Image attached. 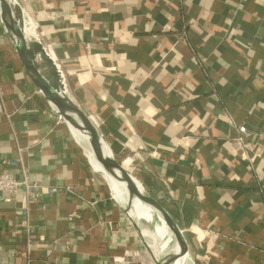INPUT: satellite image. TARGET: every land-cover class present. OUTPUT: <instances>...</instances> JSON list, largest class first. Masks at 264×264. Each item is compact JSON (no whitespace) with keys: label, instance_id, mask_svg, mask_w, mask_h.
<instances>
[{"label":"crops","instance_id":"crops-1","mask_svg":"<svg viewBox=\"0 0 264 264\" xmlns=\"http://www.w3.org/2000/svg\"><path fill=\"white\" fill-rule=\"evenodd\" d=\"M23 5L68 97L183 234V264H264V0ZM56 118L0 19V174L33 185L0 192V264H152L158 216L134 220L140 238Z\"/></svg>","mask_w":264,"mask_h":264},{"label":"water","instance_id":"water-1","mask_svg":"<svg viewBox=\"0 0 264 264\" xmlns=\"http://www.w3.org/2000/svg\"><path fill=\"white\" fill-rule=\"evenodd\" d=\"M0 19L10 35L17 57L32 84L47 100L52 110L62 117L66 125L72 126L83 136L87 148L92 152L103 171L123 187L125 193L124 211L129 221L133 224L137 235L140 238L142 237L139 231L137 232L136 224H134L136 216L133 213V201L136 199L159 216L171 232L175 241L176 251L173 255L165 257H161L154 249L152 250L143 240V237L141 238L152 264H175L179 260H184L187 247L183 234L164 209L137 185L131 175L116 161L110 147L98 133L92 121L82 108L68 97L58 66L46 52L44 62L53 71L52 79L50 80L43 76L39 70L37 45L34 39L35 37H41L45 46L46 42L26 12L23 0H16L13 4L6 0H0ZM104 146L109 149V154L104 152Z\"/></svg>","mask_w":264,"mask_h":264},{"label":"bare ground","instance_id":"bare-ground-1","mask_svg":"<svg viewBox=\"0 0 264 264\" xmlns=\"http://www.w3.org/2000/svg\"><path fill=\"white\" fill-rule=\"evenodd\" d=\"M6 1H8L11 4H13V3H15L16 0H6ZM34 40L37 42L36 45H38L37 46V61H38L39 70L41 71L43 76H45L46 78L51 80L52 77H53V73L50 72V71L48 72L45 69V67H44L45 62L42 60V58L43 59L45 58L46 46L44 45L43 39L41 37H39V38L35 37ZM68 127H69L71 133L73 134L75 140L77 142H79V143H81V144L86 146V143H85V140L83 139V136H81L72 126H68ZM85 148H86V154L88 155L87 158L89 159V162H90L93 170L102 174V176L104 177L105 181L108 183V185H109V187L111 189V193H112L114 199L122 202V204L124 205V203H125V193L123 191V187L120 186L115 180L112 179L111 176H109L108 174H106L103 171V169L101 168L99 163L94 158L92 152L89 151L87 146ZM103 149H104V152L106 154H109V149L106 146H104ZM133 213L136 216V219L149 221V218H150V215H151L150 214L151 210L149 209V207H147L146 205H144L143 203L139 202L136 199V200L133 201ZM158 221L162 225L161 229L157 230V232H155V231L145 232L144 233L145 238L147 239L150 248H152V250L154 249L160 255H162L161 253L165 252L166 248H168L167 244L170 242L169 241V239H170L171 242H172V246H171V250H170L168 255H173L175 253V251H176V245H175V243L172 240V234L168 231V229H166V227L163 224L162 219L159 216H158ZM161 238L164 241H161ZM158 240L161 241V242L158 243L157 242ZM166 242H168V243H166ZM164 249H165V251H163ZM184 260H179L175 264H183Z\"/></svg>","mask_w":264,"mask_h":264},{"label":"built area","instance_id":"built-area-1","mask_svg":"<svg viewBox=\"0 0 264 264\" xmlns=\"http://www.w3.org/2000/svg\"><path fill=\"white\" fill-rule=\"evenodd\" d=\"M47 46V45H46ZM47 48L49 49V47L47 46ZM50 51V50H49ZM50 57L52 58L53 55L51 54L50 51ZM61 78L63 80V76L61 75ZM57 121L62 122L63 119L60 115H57ZM239 131L241 133H245V128L244 127H239ZM102 136V135H101ZM263 162H264V155L262 157ZM19 185H25V187L29 190L33 187L32 186H28L26 184V182H19L17 181L12 175H10L9 173H3L0 174V192H6L8 193L10 196H13L16 193L17 187ZM55 190L53 189L51 192H54ZM115 260H117V262L122 261V258H116Z\"/></svg>","mask_w":264,"mask_h":264},{"label":"rangeland","instance_id":"rangeland-1","mask_svg":"<svg viewBox=\"0 0 264 264\" xmlns=\"http://www.w3.org/2000/svg\"><path fill=\"white\" fill-rule=\"evenodd\" d=\"M37 43V42H36ZM38 46V45H37ZM42 60L44 61V59L42 58ZM44 67H45V69L49 72L50 71V68H48V66H47V64H46V62H45V64H44ZM100 176H102L101 174H100Z\"/></svg>","mask_w":264,"mask_h":264}]
</instances>
